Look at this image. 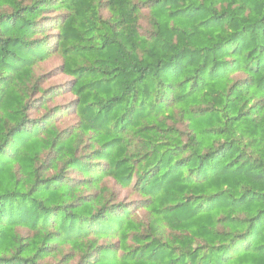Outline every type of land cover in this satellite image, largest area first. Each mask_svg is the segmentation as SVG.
I'll use <instances>...</instances> for the list:
<instances>
[{"label":"trees","instance_id":"1","mask_svg":"<svg viewBox=\"0 0 264 264\" xmlns=\"http://www.w3.org/2000/svg\"><path fill=\"white\" fill-rule=\"evenodd\" d=\"M0 264H264V0H0Z\"/></svg>","mask_w":264,"mask_h":264},{"label":"rangeland","instance_id":"2","mask_svg":"<svg viewBox=\"0 0 264 264\" xmlns=\"http://www.w3.org/2000/svg\"><path fill=\"white\" fill-rule=\"evenodd\" d=\"M60 64L61 61L59 57L56 56L42 63L38 68V71L50 74L51 72L56 70L55 68L58 67ZM68 80L69 77L67 75L60 73L59 71H55L52 74L48 75L45 85L49 86V85L65 84ZM72 97H73L72 94L70 92H67L66 94L56 98L55 101L53 102V105L67 103L72 99ZM74 120H75L74 117H69L65 119L63 125H68L70 123H73Z\"/></svg>","mask_w":264,"mask_h":264}]
</instances>
